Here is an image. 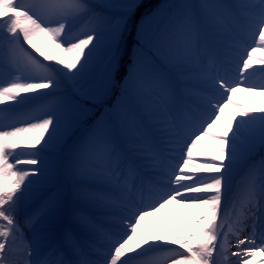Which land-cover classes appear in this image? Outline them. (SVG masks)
Returning <instances> with one entry per match:
<instances>
[{"label": "snow or ice", "instance_id": "snow-or-ice-1", "mask_svg": "<svg viewBox=\"0 0 264 264\" xmlns=\"http://www.w3.org/2000/svg\"><path fill=\"white\" fill-rule=\"evenodd\" d=\"M149 3L0 0V264L264 256V156L258 180L254 166L236 179L257 146L264 150V107L235 99L239 90L264 96V59L255 56L264 51V0ZM141 8L155 21L150 33L135 21ZM242 35L252 46L231 76ZM39 37L68 57L47 56ZM256 73L260 82L249 83ZM94 83L105 95L118 87L122 103L74 131L79 98ZM69 196L89 210L65 219ZM174 204L199 212L168 226L171 239L141 231Z\"/></svg>", "mask_w": 264, "mask_h": 264}, {"label": "rangeland", "instance_id": "rangeland-1", "mask_svg": "<svg viewBox=\"0 0 264 264\" xmlns=\"http://www.w3.org/2000/svg\"><path fill=\"white\" fill-rule=\"evenodd\" d=\"M163 2L165 3H179V2H187V3H199V0H158L156 2ZM231 2V0H229ZM155 4V5H156ZM140 27L143 28L145 33H150L152 28L155 25V21L149 19V18H142L140 19L139 23H137ZM48 39V38H47ZM137 39L135 31L131 32L130 40L127 45L128 52H130L132 59H136L138 56L141 55V50L135 47V40ZM49 42V40H48ZM50 47L54 48L58 53L59 57L61 58H67L68 54L67 53H61L60 50L55 46L54 43L49 42ZM251 45V40L247 35H242L239 39V43L233 52L231 56H235L236 59L241 61L242 59L246 58L244 55L245 51L250 47ZM256 57L261 58L264 56V51H257L255 53ZM259 65H257L258 67ZM261 80V76L259 73H256L253 75L249 81V83L255 82L259 83ZM239 94L235 96V99L239 103L246 104L250 107H264V96H260L257 93L253 92H248L245 90H239ZM78 103L80 104V111L78 112V119L77 123L74 126V131L76 129H81L83 127H87L88 125H91L93 122L97 120H103L107 118V114L111 111L113 106L120 105L122 103V97H120L119 94V89L115 91H109L107 95L103 93L102 86L99 83H94L92 84L87 90L86 94L80 96ZM226 112L231 115H235L237 112V109L233 105H229L228 108L226 109ZM18 124V126L22 125ZM24 125V124H23ZM219 131V129H217ZM30 139L34 141V136L31 135ZM202 146H208V149H210V152H215V142L210 138H203L201 140ZM264 156V150H261L259 146L255 149V151L250 155L247 161V166L242 167L238 170V173H241V175L236 178L238 181L244 178L248 172V168L254 166L255 167V175L257 180L259 179L260 175V160L261 157ZM72 200H76V198L71 197ZM184 207V205H182ZM195 210H198L195 207H192ZM188 209V208H187ZM75 210L74 206L69 207V198L66 204L65 208V219L71 215L72 211ZM154 259L157 260V264H167L165 259L161 257H153ZM253 258L251 262H253Z\"/></svg>", "mask_w": 264, "mask_h": 264}, {"label": "bare ground", "instance_id": "bare-ground-1", "mask_svg": "<svg viewBox=\"0 0 264 264\" xmlns=\"http://www.w3.org/2000/svg\"><path fill=\"white\" fill-rule=\"evenodd\" d=\"M157 4H163V2H160ZM144 19H146V18H144ZM36 44L39 48H41L42 51L45 52V54L47 56H52V57L59 56V53L54 48L50 47V44L48 42L47 37L37 38ZM230 60H231L230 75L235 76L236 75L235 64L239 60L236 59L235 56H231ZM238 94H239V92L237 91L235 96H237ZM0 107H3V106H0ZM33 115H35V113H33ZM22 119L23 118H21V120ZM33 122H35V121H33ZM19 124H21V123H19ZM17 126H18V124H17ZM20 126H24V125L22 124ZM31 135L32 134H26L23 137V139L31 140L30 139ZM204 138H207V137H204ZM200 144L202 145L201 141H200ZM209 146L210 145L203 146V147L205 149H207L208 151H210V149H208ZM22 167H25V166H22ZM238 175L240 176L241 173H239ZM238 175L236 176V178L238 177ZM71 206H74L75 210H80V211H84V212H87L89 210V205L85 199L72 200L71 196H69V207H71ZM198 212H199L198 210H195L193 208L187 209V208L183 207L182 204H174V205L169 206V208L163 210L162 213H160V214H155V215L146 217L145 221L142 225L141 231H143L145 235H149V236L154 231L158 234L164 235L166 237V239H171L172 234L168 233L166 231V228L168 226L175 227V228H181L190 222L188 219L189 217L197 215ZM232 259H234V257ZM261 259H264V256L257 255L255 257H253L254 261L251 262V264H258V262Z\"/></svg>", "mask_w": 264, "mask_h": 264}, {"label": "trees", "instance_id": "trees-1", "mask_svg": "<svg viewBox=\"0 0 264 264\" xmlns=\"http://www.w3.org/2000/svg\"><path fill=\"white\" fill-rule=\"evenodd\" d=\"M150 5V4H149ZM145 11V8H141L136 15L139 16L140 14H142Z\"/></svg>", "mask_w": 264, "mask_h": 264}]
</instances>
